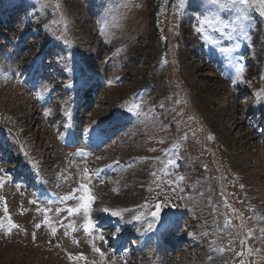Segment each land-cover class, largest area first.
Masks as SVG:
<instances>
[{
	"label": "rangeland",
	"instance_id": "obj_1",
	"mask_svg": "<svg viewBox=\"0 0 264 264\" xmlns=\"http://www.w3.org/2000/svg\"><path fill=\"white\" fill-rule=\"evenodd\" d=\"M0 134V264H108L106 236L121 264H264V0H0ZM28 167L62 201L3 175ZM157 202L173 253L139 255Z\"/></svg>",
	"mask_w": 264,
	"mask_h": 264
},
{
	"label": "snow or ice",
	"instance_id": "obj_2",
	"mask_svg": "<svg viewBox=\"0 0 264 264\" xmlns=\"http://www.w3.org/2000/svg\"><path fill=\"white\" fill-rule=\"evenodd\" d=\"M241 2H243V0H241ZM81 187L85 189V195H83V196L80 197L81 201L83 202L82 205H81V207L83 208V210L85 211V213H87L88 210H89V204H91L94 201H93V198L90 195H87V188H86V186L85 185H82ZM155 208H156V211L151 212V216L154 219H158L159 218V214H160L161 205L160 204H156L155 205ZM69 211L71 212L72 209H69ZM104 211L107 212L108 210L107 209H104ZM111 215L116 216L117 213L112 212ZM37 227H39V225H37ZM149 228L150 229L152 228V225L151 224L149 225ZM87 230H88V226L86 225L85 226V231H87ZM97 251H99V250L97 249Z\"/></svg>",
	"mask_w": 264,
	"mask_h": 264
},
{
	"label": "bare ground",
	"instance_id": "obj_3",
	"mask_svg": "<svg viewBox=\"0 0 264 264\" xmlns=\"http://www.w3.org/2000/svg\"><path fill=\"white\" fill-rule=\"evenodd\" d=\"M15 94H16V92H11V91H9V93H8V100H12L11 102L13 103V98L15 97ZM10 107H11V110L14 112V111H16L17 110V107L14 105V104H11L10 105ZM27 130V129H26ZM26 133V132H25ZM25 135V137L27 138V139H30V137L28 136V134H24ZM29 137V138H28ZM34 139V138H33ZM97 140V139H96ZM31 141V140H30ZM33 145H34V143L35 142H31ZM32 147V146H31ZM39 148V147H38ZM36 151V150H35ZM111 152V151H110ZM40 162V161H39ZM47 198H50V196H47ZM27 255V254H26ZM33 257V256H32ZM38 257V256H37ZM41 257V256H40ZM37 259V258H36ZM50 259V258H49ZM39 260V259H38ZM29 262V261H28ZM33 262V264H36V261L35 260H33L32 261ZM43 263H44V261H42ZM41 263V262H40ZM47 263V262H46ZM31 264V263H30ZM47 264H55L53 261H52V259H51V261H49V263H47Z\"/></svg>",
	"mask_w": 264,
	"mask_h": 264
},
{
	"label": "water",
	"instance_id": "obj_4",
	"mask_svg": "<svg viewBox=\"0 0 264 264\" xmlns=\"http://www.w3.org/2000/svg\"><path fill=\"white\" fill-rule=\"evenodd\" d=\"M155 211H156V208H155ZM172 212H173V209H169L168 211H162L160 208V214L162 215L160 219L163 220V219L168 218L172 214Z\"/></svg>",
	"mask_w": 264,
	"mask_h": 264
}]
</instances>
